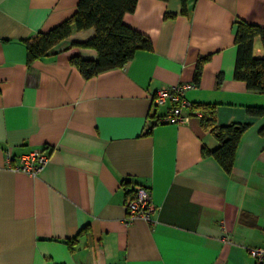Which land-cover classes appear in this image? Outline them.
<instances>
[{"label": "crops", "instance_id": "1", "mask_svg": "<svg viewBox=\"0 0 264 264\" xmlns=\"http://www.w3.org/2000/svg\"><path fill=\"white\" fill-rule=\"evenodd\" d=\"M77 2L0 0V264L253 263L248 249L264 245V116L246 107L262 106L264 92L233 76L234 33L240 20L264 27V0H187L184 10L181 0H137L122 19L151 47L121 67L86 78L71 63L97 57L76 44L93 27L28 61L25 41ZM252 54L264 56L259 35ZM178 83L193 84L191 103L216 106L217 124L248 123L229 173L202 153L218 142L199 110L150 125L168 108L151 97ZM34 148L48 156L40 172L9 167L6 152L15 164ZM131 183L149 190L150 220H127Z\"/></svg>", "mask_w": 264, "mask_h": 264}, {"label": "trees", "instance_id": "2", "mask_svg": "<svg viewBox=\"0 0 264 264\" xmlns=\"http://www.w3.org/2000/svg\"><path fill=\"white\" fill-rule=\"evenodd\" d=\"M186 1L181 0L183 10ZM136 2L137 0H78L76 10L72 14L46 31H38L34 37L25 41L27 60L50 53L51 48L69 36L73 28L93 27L94 34L76 44L94 48L97 57L89 59L73 55L70 58L71 63L75 64L86 78L107 69L121 67L133 57L137 49L151 47L148 37L123 22V14L133 11ZM255 35L260 36L264 46V27L242 20L237 22L234 33L237 51L233 76L245 81L247 88L264 92V56L256 57L252 54V40ZM201 64L199 61L196 65V76L200 73ZM191 104V109L200 111L201 126L209 130L218 142L212 149L202 147V153L212 155L229 173L236 145L248 123L233 121L217 124L214 104L206 102ZM246 110L251 115L264 116V104L247 106ZM158 121L160 122L159 118H155L150 125ZM148 131L149 127L145 132ZM260 132L264 133V125ZM132 184L126 191L128 196L132 192ZM83 231L84 228L79 229L75 236L64 241L71 247Z\"/></svg>", "mask_w": 264, "mask_h": 264}, {"label": "built area", "instance_id": "3", "mask_svg": "<svg viewBox=\"0 0 264 264\" xmlns=\"http://www.w3.org/2000/svg\"><path fill=\"white\" fill-rule=\"evenodd\" d=\"M192 83L173 84L171 86H161L151 97L153 105L168 103V108L159 120L161 122L181 123L186 122L189 114L183 113L184 108H191V102L187 100L183 92L191 87ZM200 115V112H197ZM5 159L12 169L36 175L42 170L48 161V156L39 148L31 149L20 154L15 164H11L12 155L8 152ZM155 206L151 201L149 190L140 183L132 184V192L125 200L126 218L131 221L137 217L150 220V214ZM253 263L243 264H264V245L250 247L248 249Z\"/></svg>", "mask_w": 264, "mask_h": 264}]
</instances>
